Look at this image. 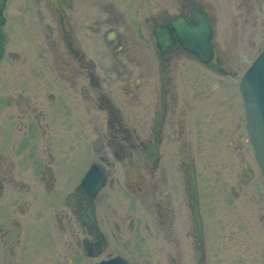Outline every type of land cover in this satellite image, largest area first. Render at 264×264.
Here are the masks:
<instances>
[{"label":"flooded vegetation","instance_id":"af4514ba","mask_svg":"<svg viewBox=\"0 0 264 264\" xmlns=\"http://www.w3.org/2000/svg\"><path fill=\"white\" fill-rule=\"evenodd\" d=\"M263 52L264 0H0V264H214L197 158L208 196L264 193Z\"/></svg>","mask_w":264,"mask_h":264},{"label":"rangeland","instance_id":"374dc122","mask_svg":"<svg viewBox=\"0 0 264 264\" xmlns=\"http://www.w3.org/2000/svg\"><path fill=\"white\" fill-rule=\"evenodd\" d=\"M9 32L13 40L14 31ZM197 159L204 198L203 211L214 231V237L209 233V238L214 239L209 246L210 258H214V264H228L230 261L231 264H264V193L261 186L259 188V177L256 175L243 188L237 201L230 197L221 178L217 179L212 194L208 196L205 163L201 158ZM230 180L231 177L226 178V181ZM224 189L226 196L222 195Z\"/></svg>","mask_w":264,"mask_h":264},{"label":"water","instance_id":"95a60500","mask_svg":"<svg viewBox=\"0 0 264 264\" xmlns=\"http://www.w3.org/2000/svg\"><path fill=\"white\" fill-rule=\"evenodd\" d=\"M191 50L200 58L203 54H207V50L202 46H199V49ZM203 60L205 61V59ZM240 88L245 109L246 130L264 182V52L248 68L242 78ZM187 186L189 189V207L196 222L200 225L198 190L193 177L188 180ZM104 264H125V262L121 259H115Z\"/></svg>","mask_w":264,"mask_h":264}]
</instances>
